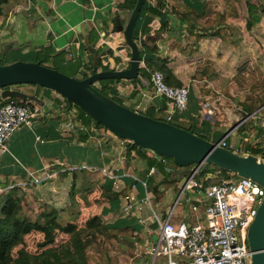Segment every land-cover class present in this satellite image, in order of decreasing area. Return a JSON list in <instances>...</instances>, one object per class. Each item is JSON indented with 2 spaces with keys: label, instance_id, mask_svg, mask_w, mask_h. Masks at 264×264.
Masks as SVG:
<instances>
[{
  "label": "crops",
  "instance_id": "1",
  "mask_svg": "<svg viewBox=\"0 0 264 264\" xmlns=\"http://www.w3.org/2000/svg\"><path fill=\"white\" fill-rule=\"evenodd\" d=\"M125 1L72 0L63 2L57 10L53 8V0H25L10 13L5 23L0 20V54L6 58L26 57L51 46L56 56L65 54V61L68 58L79 64L80 74L72 76L82 79L94 68V54L87 48L88 41L101 55L98 70L129 67L130 49L124 33L116 29L130 18L131 11L120 7ZM163 1L170 7L164 11V16L143 10L136 26L142 33L149 19L155 24L151 30L155 42L147 40L150 45L141 46V69L145 68L147 58L157 56L167 61L172 81L190 89L188 109L169 122L192 128V133L212 142L225 139L241 147V154L264 157V106L251 114L245 111L250 96L264 93L261 0H250V4L259 9L251 28L248 27V0H147V6L155 7ZM231 11L234 14L230 15ZM179 12H186L187 17ZM226 13L227 25L214 24ZM163 22H167L164 28ZM151 74L149 78L125 80V84L115 80L110 94L122 98L124 106L134 111L143 114L150 111L164 119L170 113L171 103L154 92ZM95 86L101 87V83ZM14 90L42 99L48 110L42 107L31 123L19 128L9 140L8 151L0 156V187L21 186L27 194L28 213L37 211L44 202L63 209L70 202L75 169L100 172L105 178V188H101L98 177L94 178L90 198L98 197L101 203L82 207L83 214L95 212L115 232L117 228L135 229L133 237H125L137 245L132 258L124 255L129 258L125 262L108 264H135L139 258L146 264H163V257L155 259L150 253L158 238V225L147 230L138 220L140 216L151 217L153 211L161 219L166 218L176 205L180 193L177 199L167 193L174 187L181 190L179 180L173 176L179 170L174 161L149 149H129L132 143L122 144L125 139L106 128L105 131L93 121L90 127L84 125L77 119L78 109L70 107L54 90L27 85ZM1 98L3 100L0 93V102ZM165 104L169 110L160 112ZM115 179L119 188L113 186ZM167 179H174V184L167 186ZM189 193L193 197L187 196L185 200L184 194L176 205L181 209L177 207L171 218L176 227L203 220L204 194ZM7 194L8 191L1 193L2 204ZM129 194L139 200L149 194L152 205L142 203L141 210L126 217L122 207ZM194 204L199 206L196 212L192 211ZM137 234H141V239Z\"/></svg>",
  "mask_w": 264,
  "mask_h": 264
},
{
  "label": "water",
  "instance_id": "2",
  "mask_svg": "<svg viewBox=\"0 0 264 264\" xmlns=\"http://www.w3.org/2000/svg\"><path fill=\"white\" fill-rule=\"evenodd\" d=\"M145 2L146 0H137L128 22L124 26L118 24L116 27L117 31L124 33L126 44L130 49L129 67L120 70H98L101 55L86 41L89 52L94 54V68L89 76L78 79L40 62L17 60L0 66L2 97L34 102L48 110L42 99L28 96L10 87L17 84H35L54 90L68 101L69 106L78 105L119 138L152 150L158 156L171 157L179 167L173 176L179 180L181 190L190 176L204 165H214L234 175L250 178L264 188L262 156L236 153L220 146L218 142L209 141L195 133L134 111L104 96L95 87L96 83L106 79L122 80L125 84V80L143 76L141 46L150 43L147 42V35L142 36L139 41L134 40L133 31ZM156 47L155 45L154 49ZM167 110L169 106L165 104L160 112ZM248 246L252 252L251 264H264V200L249 228Z\"/></svg>",
  "mask_w": 264,
  "mask_h": 264
},
{
  "label": "trees",
  "instance_id": "3",
  "mask_svg": "<svg viewBox=\"0 0 264 264\" xmlns=\"http://www.w3.org/2000/svg\"><path fill=\"white\" fill-rule=\"evenodd\" d=\"M136 2L137 0H126L120 7L132 11ZM24 3L25 0H0V20L5 23L10 13L15 12L18 5ZM248 7V27L251 28L256 22V20L254 21L255 15H259V9L257 6L250 4V0H248ZM261 7L264 11V0H261ZM169 8L164 1L158 3L155 7H148L146 0L142 7V11L146 10L152 15L157 14L159 16H164V11L167 12ZM179 13L187 17L186 12ZM229 14H234V12L231 11ZM226 16L227 13L224 17H220L218 23L214 24L227 25ZM166 24L167 22H163L162 27L164 28ZM154 25L152 19H149L142 33L139 32L136 26L133 31V39L139 41L142 36L147 35L148 41L155 42V38L151 35V30ZM224 31L225 28H223V32ZM31 56L33 62H40L42 65L58 70L56 65L58 56L54 54V50L51 46L43 47L33 52ZM22 57L23 56H15L6 58L5 55L0 54V66L17 60H24ZM145 64V68L141 69L143 76L149 78L153 71L160 70L164 73L168 84L182 86L180 83L172 81L173 74L166 60L153 56L147 58ZM86 77L87 74H84L83 78ZM114 81L113 79H106L100 82L101 87H95L104 96L124 105L122 98L110 94L113 89ZM17 85L37 86L35 84ZM263 106L264 93L254 94L248 98L245 104V111L247 114H251ZM70 107H76L78 109L77 119L84 125L90 127L93 121L98 127H104L78 105L72 104ZM145 114L155 119H160L159 117L151 115L150 111L145 112ZM177 126L185 128L187 131L194 132L192 128L183 127L179 124ZM129 146V149H142L135 144H130ZM215 171H221L224 179L230 178L228 172L220 170L214 165H204L197 178L203 181L204 186L220 183L222 181L221 178L208 177ZM97 177L101 188H103L105 178L100 172L92 173L84 172L81 169H75L69 194L70 202L66 208L58 209L52 203L44 202L39 206L37 211H32L30 213L26 210L27 194L25 190L19 185H14L8 191L0 208V264H89L87 251L89 247L97 243L104 234L116 238L121 244L129 245L132 250H136L137 245L131 243L125 237H133L135 235V229L131 227L117 228L118 231L115 232L113 231L114 228L107 225L100 216L94 214L95 212H93V214H83L82 207L92 206L93 204L99 205L101 203L98 197L90 198L93 192L92 180ZM174 182V179H167V186L173 185ZM61 234L68 236V238L58 243L57 237ZM31 236L39 237L40 239L38 240L34 252L27 247L28 238ZM137 236L138 239H141V234H137Z\"/></svg>",
  "mask_w": 264,
  "mask_h": 264
},
{
  "label": "built area",
  "instance_id": "4",
  "mask_svg": "<svg viewBox=\"0 0 264 264\" xmlns=\"http://www.w3.org/2000/svg\"><path fill=\"white\" fill-rule=\"evenodd\" d=\"M56 1L63 3L72 0H53V8H56ZM151 82L154 92L171 103L167 121H172L176 114L188 109L191 98L189 87L168 84L160 70L152 72ZM41 109L34 102L3 98L0 102V156L8 151L7 144L16 131L23 125L30 124ZM104 130L106 131L105 128ZM126 142L130 143L126 139L122 140V144ZM219 145L236 153L243 151L241 147L229 144L225 139ZM201 168L190 176L180 191L176 205L186 192H202L205 198L203 220L176 227L171 220L176 205L163 219L154 211L149 218L140 216L138 221L147 230L154 224L159 228L157 241L150 248V253L155 259L163 257V264H251L248 232L264 200V188L250 178H232L233 174H229V179H224L221 171L211 175L212 178H221L220 183L204 186L203 181L197 178ZM113 186L119 188L116 179L113 180ZM12 187H0V195ZM142 203L152 205L149 194L142 200L134 194L125 196L123 214L126 217L132 216L136 210L142 209ZM198 209V205H192V211L196 212Z\"/></svg>",
  "mask_w": 264,
  "mask_h": 264
},
{
  "label": "rangeland",
  "instance_id": "5",
  "mask_svg": "<svg viewBox=\"0 0 264 264\" xmlns=\"http://www.w3.org/2000/svg\"><path fill=\"white\" fill-rule=\"evenodd\" d=\"M56 2H57L56 8L58 10V8H60V6L63 3L59 2V1H56ZM22 58L25 61L33 62L32 61L33 58L31 55L26 56V57H22ZM65 60H66L65 54L57 57V64L56 65H57V69L60 72L65 73L66 75H69L71 77H73L72 75L80 74V71L78 70L79 64H76V63H73L72 61H69L68 58H67L68 61H65ZM63 63H66V64H63ZM25 86L26 85H21V86L13 85L10 87V89H20V88H23ZM145 115H147V114H145ZM151 115L156 116V114H153V113H151ZM147 116H149V115H147ZM159 120H162L168 124L179 127V126H177L178 125L177 123H174V122L171 123V122L167 121L166 118L162 119L160 117ZM179 128H182V127H179ZM182 129H185V128H182ZM109 132L112 133L111 131H109ZM169 159L173 160L171 157H169ZM235 177H240V176L233 174L232 178H235ZM180 191L177 187H174L172 190L169 189L167 191V193L172 194L173 197L175 199H177ZM187 196L193 197L192 195H190L189 192H187L184 196L185 200H186ZM1 206H2V202L0 201V207ZM177 207H176L177 209H179V210L181 209V206H177ZM154 208L156 209V211L158 213H160L157 205L154 204ZM176 208H175V210H176ZM67 238H68V236L61 234L57 237V241H58V243H61V242L65 241ZM38 240H40L39 237L31 236L28 238L27 247L29 248V250H31L33 252L36 250V245L38 243ZM134 251H137V249L132 250V248L130 249V247L127 248L126 246L121 244L116 238L111 237L107 234H104L100 237V239H99V241H97V243H95L94 245L89 247V249L87 251L88 262H89V264H108L109 262L122 263V262H125V260H127V258H128V257H125L124 255H127V256L129 255L130 258H132L133 256L136 255V253ZM148 263H150V262H148ZM135 264H146V262L143 258H139Z\"/></svg>",
  "mask_w": 264,
  "mask_h": 264
}]
</instances>
